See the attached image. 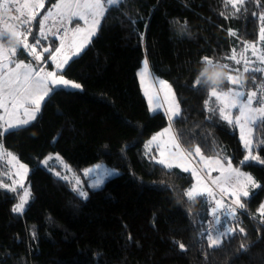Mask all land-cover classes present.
<instances>
[{
	"label": "trees",
	"instance_id": "trees-1",
	"mask_svg": "<svg viewBox=\"0 0 264 264\" xmlns=\"http://www.w3.org/2000/svg\"><path fill=\"white\" fill-rule=\"evenodd\" d=\"M239 7L236 12L225 0H124L102 19L87 48L63 69L82 89L58 92L33 122L0 134V181L13 182L9 151L28 165L31 178L51 153H59L76 173L100 162L119 173L89 188L85 199L71 181L50 172L48 205L39 219L29 217L31 202L22 213L13 211L23 187L0 188V264H264V215L259 211L264 165H241L247 152L237 125L206 111L208 87L194 88L202 57L242 68L226 59L233 48L238 56L244 54V41L264 49L259 40L264 0H246ZM41 18L33 22L32 42ZM59 37L48 36L43 46H59ZM18 58L28 61L30 55L21 50ZM145 59L174 89L180 117L171 122L183 148L194 152L198 146L204 155L230 160L261 186L242 198L244 208H236L235 219L228 218L233 234L217 249L200 239V232L215 227L210 213L215 203L210 198L206 206L199 198L189 201L191 172L176 168L169 174L152 159L158 151L147 142L170 120L163 110L150 111L138 78ZM254 75L255 83L247 73L240 76L245 90L264 85V73ZM220 87L227 90L229 84ZM211 106H216L214 98ZM262 138L264 124L254 131L264 159Z\"/></svg>",
	"mask_w": 264,
	"mask_h": 264
},
{
	"label": "snow or ice",
	"instance_id": "snow-or-ice-1",
	"mask_svg": "<svg viewBox=\"0 0 264 264\" xmlns=\"http://www.w3.org/2000/svg\"><path fill=\"white\" fill-rule=\"evenodd\" d=\"M123 2L124 0H58L39 20V35L33 37L34 43H29V36L33 32V22L37 20V16L39 15L38 10L44 9L45 0H0V109H3L5 113V115H0V122L6 125V127L0 125V134H12L18 128L30 123L29 119L18 118V113L21 109L25 117L34 120L36 114L40 111L42 103L47 102L53 95L61 91L67 94H74L76 91L82 89L81 84L65 78L63 72L64 66L74 56L79 55L80 50L84 47V43L95 34L97 27L101 24L102 18H106L110 11ZM245 2L246 0H225V5H231L236 12H239V6L244 5ZM9 13L15 14L10 15ZM53 17L59 19L63 27V36L59 37L61 41L60 45L54 48L51 45L43 47V52H38L37 47L42 46V40L48 39V33L56 37L60 32L59 28L56 32H51L50 28H46L47 21ZM259 19L264 22V14H261ZM73 20L77 22L83 21L87 27L77 26L72 31L73 42L68 45V48H75L76 52L70 56L66 52L65 38L70 31L67 25H71ZM9 29H18L15 36L17 43L12 47L5 46L12 38V32ZM229 35L235 36L236 33L229 30ZM77 37H79V42H76ZM259 40L264 42V23H262L259 30ZM52 43L54 44V41ZM243 44L245 52L251 48L252 55L257 56L258 60L264 64V50L260 51V54L257 55V48L254 42L244 41ZM21 50L32 57V62L25 63L24 61L13 59ZM43 53H47L48 55L44 56ZM231 53L226 59L234 62V65H242V68H234L228 63L223 64L224 68L228 69L224 81L229 84V87L227 90H224L220 86L208 88L209 97L204 102L205 108L212 115L218 113L219 117L228 124L235 123L239 126L241 132L240 138L247 151L241 162L242 166L249 161H257L264 165V159L258 154L257 146L251 138L253 129L264 124V85L260 87L261 94L258 95L257 91H245L244 81L239 78L247 73L251 76L252 82L255 83L254 73L264 72V68L249 67L248 65L252 62L243 53H240L238 56L235 48L231 50ZM48 60L55 64L56 71L45 70L43 64ZM200 62L204 66H214L219 63V61H214L211 57H202ZM10 65H14V67ZM146 73H148L147 61L144 62L143 70L139 73L142 82ZM233 73H236V75ZM157 82L160 85V91L164 93L165 102L169 105L165 110V114L168 115L171 122L175 118L180 117L179 104L175 99L172 86L167 81L159 80ZM201 85L200 80L196 79L194 81V88H197V90ZM145 95L149 99L150 111H157L163 107L158 102L155 107H152L153 102L159 100L158 96H149L147 91H145ZM213 98L215 99L216 106H211ZM232 110H236L237 114L235 116H233ZM14 120L16 121L15 123L13 122ZM169 131L170 129L166 128L164 133L158 134V136L164 135ZM158 136H154L149 145L156 141ZM168 143L171 144L174 153L169 155L165 146L159 151V158L154 156L152 159L157 165L161 166L162 171L166 170L169 174L176 168L181 169L185 173L191 172V175L196 178L197 182L185 193L189 201L195 202L199 198L202 206L208 204L209 198L215 202V206L210 209L215 227L200 232V239L202 241L206 238L208 246L217 249L224 239L231 238L233 234V229L230 227L228 218L235 219L236 208H232L230 211L224 208L222 202L215 199L212 189L202 182L198 171L190 167L189 158L193 155L200 156L201 160L204 159L198 146L195 148L194 153L191 151L185 152L181 150V145L175 135L170 138ZM258 143L264 145V138ZM254 151L257 154H253ZM6 155L12 161H17V157L11 153H7ZM49 159H53V157H49ZM55 159L59 160L60 157L56 156ZM44 163L46 164L47 160ZM210 164L211 161L206 162L205 168H208ZM215 164L219 166L220 171H225L219 159L215 160ZM19 168L23 169L24 173L28 171L27 167L23 164H19ZM212 170L217 169L213 168ZM226 170L229 172V175L234 174L238 178V183L232 192V196L235 198V205L239 208H244L241 198H248L250 196L248 187L257 188L261 186L255 182L250 174L234 168L230 160L227 161ZM92 171L93 169L86 170L85 175H89ZM17 174L20 175V173ZM114 174V170L107 169L102 173V175L106 176ZM56 175L59 177L60 173H56ZM241 177H243V182L239 181ZM74 179L76 185L79 186V179ZM101 182V179L97 178L92 187H98ZM217 182V179L212 180L213 184ZM13 184H16L15 180ZM8 187L7 184L0 183V188ZM154 187L162 188L164 185H154ZM11 190L15 191L16 188L12 187ZM73 190L76 191L79 197L87 198V193L81 188L77 187ZM29 195L28 191L24 192V197L21 198L20 204L13 208L14 212L22 213L25 210L26 198ZM221 209H224L222 213H220ZM259 211L264 215V204L261 205ZM221 214L225 217V220H221ZM240 231L243 232L244 230L241 228ZM179 247L182 250L185 248L183 244H180Z\"/></svg>",
	"mask_w": 264,
	"mask_h": 264
},
{
	"label": "rangeland",
	"instance_id": "rangeland-1",
	"mask_svg": "<svg viewBox=\"0 0 264 264\" xmlns=\"http://www.w3.org/2000/svg\"><path fill=\"white\" fill-rule=\"evenodd\" d=\"M49 1L50 0H45L44 9L38 10L39 11V15H42V17L46 14L47 10L50 9L52 7V5L55 4L54 1L58 2V0H54L53 2H51V5H50V4H48ZM101 22H102V20H101ZM60 25H61V22L59 21V19L53 17L52 19H49L47 21L46 28H50L51 32H56ZM77 26H79V27H87L86 25H84L83 21H79L74 26L70 27V31H69L67 40H65L66 52L70 56L73 55V53L76 52L75 48H68V45H70L73 42L72 31ZM99 26L97 27V30H96L95 34L92 35L88 39V41L84 43V47L80 50L79 54H81V52H83L87 48V46L90 44L91 40L93 39V37L98 32ZM11 30L14 31V32L18 31L17 29H11ZM48 36L49 37H54L53 35H51V33H48ZM30 37H31V35L29 36V43H34V42L30 41ZM76 42H79V37L76 38ZM13 45H15V44H13ZM41 45L42 46H38L37 47V51L38 52H43V48L40 49V47H45V46H43V42L42 41H41ZM5 46L6 47H12L11 45H8V46L5 45ZM46 47H48V46H46ZM256 48H257V55L260 54V51L264 50L263 47L261 45H258V44H256ZM18 54H19V52L17 53V55L15 57H13V59H15L16 61H24L25 63L32 62V57L31 56H30V59L28 61H26L24 59H19L18 58ZM43 54H44V56L48 55L47 53H43ZM244 54H245V57L249 61L252 62V63H250L252 65V67L264 68V64H262L258 60L257 56H253L252 55L251 48H249L246 52L244 51ZM74 57H76V56H74ZM145 61H147V59H145L143 61L142 66L138 70V78H139V81H140V85H141L142 91H143L144 94H145V91H147L149 96H153V97L158 96L159 100L158 101H154L152 107H155L156 103L158 102V103L163 105V107H161L159 110L165 111L168 108L169 105H168L167 102H165L164 93L160 91V85H159V83L157 81H159V80L167 81L168 84H170V82L168 80H166L165 78L156 76L153 73L148 61H147L148 73L145 74V76L143 78V82H142L139 73L143 70ZM10 66L14 67V65H10ZM65 66H64V68H65ZM43 67L45 68L46 71H56L55 64L52 63L50 60H48L46 63H44ZM65 78L69 79L66 76H65ZM69 80H71L73 82H76V83H79V82H77L75 80H72V79H69ZM172 90L174 92L173 87H172ZM245 91H248V90H245ZM250 91H257L258 95L261 94L260 93V88L259 89H252V90H249L248 92H250ZM174 94H175V92H174ZM146 98H147L148 103H149L148 96H146ZM175 99H176V95H175ZM176 101H177V99H176ZM42 106H43V103L41 105L40 111L36 114V118L38 117L39 113L41 112ZM232 114H233V116H235L237 114L236 110H232ZM0 115H5L3 109H0ZM18 118L19 119H29L30 123L33 122L36 119L35 118L34 120H32L29 117H25L22 109L18 113ZM13 122L15 123L16 121L14 120ZM0 125H3V122H0ZM3 126L6 127V125H3ZM237 127H238V131H239V136L241 137L240 128H239L238 125H237ZM254 131H255V129H253V133H252V137H251L253 139V142H254ZM169 140H170L169 138L165 139V141L163 143V147L166 146L167 147V153L169 155H172L174 153V149L172 148L171 144L168 143ZM1 148L2 147L0 146V149ZM8 153H11L13 156L17 157V161H12L11 158L7 156L8 160H9L10 177L13 179V181L14 180L16 181L15 185L13 184V182H12L11 185L7 184L9 186L8 188L15 187L18 190H19V187H23L24 188V189H22L19 192V202H18L19 204L21 202V198L24 197V192L28 191L30 193V195L26 198L25 210H26V207H27V203L31 202L32 208H31V211L29 213L30 214L29 217L30 218L36 217L34 219H39L41 212L48 205V194H47V191H48V183H47L48 182V177L47 176L49 175L50 172H52L54 175H56V173H60L59 177H62V178L66 177L67 180L72 182L73 188H77V187L81 188L83 191H85L87 193V196H88V189L92 188V185L94 184V182H95V180L97 178L101 179V181H102L101 184L98 186V187H100L106 182L107 179H109V178H111V177H113V176H115V175H117L119 173V170L117 168L112 167V166H110V165H108V164H106L104 162H100V163H96V164L90 165V166L84 168L81 172L76 173L66 163L64 158L59 153H51L46 158H44V160L40 164L39 168L36 170L35 175H33L34 177L31 178L30 177V172L31 171H30V168L28 167V165L23 163L19 159V156L16 153L11 152V151H9ZM253 154H255V152H253ZM202 155H203V158H204L203 160H201L200 156L193 155L191 157V159H193V162H192V160H190V167L191 168H195L198 171L200 179L202 180V182L204 184L207 185V187L212 189L216 200H220L223 205L225 204L224 202H226V205H224V208L228 209L229 211L232 208H237L238 206L235 205V203H234V199L235 198L232 196V192L235 190V186L238 183V178L234 174L233 175H229V172L226 170L227 169V162L226 161L222 160L219 157L207 156V155H204L203 153H202ZM56 156H59L60 159L59 160L55 159ZM49 157H53V159H49ZM217 159H219L221 161V164L224 166L225 171L222 172V171L219 170V166H217L215 164V160H217ZM46 160H47V163L45 164L44 162ZM209 161H211L210 166L208 168H205V163L209 162ZM19 164H23V165H25L27 167V169H28L27 173H24V170L19 168ZM231 164H232V166L234 168H238L240 171H242V172H244L246 174H250L254 178L255 182L258 184L257 180L255 179V177L252 175L251 172H248V171L244 170L243 168L233 164L232 162H231ZM213 168H215L217 170H212ZM88 169H93V171L89 175H85V172ZM105 169L114 170L115 174L112 175V176L102 175V173L104 172ZM17 173H20V175H18ZM4 175H7V173H5ZM74 178H78L79 179V181H80L79 186L76 185ZM193 178H194V183L193 184H195L197 182V180H196L195 177H193ZM213 179H217L218 182L216 184H213L212 183ZM239 181L243 182V177L239 178ZM0 183L5 184V181L2 180V181H0ZM98 187H93V188H98ZM252 189L253 188L251 186L248 187L250 195H251ZM31 197H33L32 201L30 200ZM242 198H241V202H242ZM211 201H213V200H211ZM222 211H224V209H221L220 213Z\"/></svg>",
	"mask_w": 264,
	"mask_h": 264
},
{
	"label": "clouds",
	"instance_id": "clouds-1",
	"mask_svg": "<svg viewBox=\"0 0 264 264\" xmlns=\"http://www.w3.org/2000/svg\"><path fill=\"white\" fill-rule=\"evenodd\" d=\"M12 32V38L9 40V43L16 44L17 41L15 39L16 32L9 29ZM226 76L225 68L223 64L217 63L213 65H205L199 71L198 76L196 79L200 80L203 85L208 88L211 87H219L224 83V79ZM241 78H243L241 76Z\"/></svg>",
	"mask_w": 264,
	"mask_h": 264
},
{
	"label": "crops",
	"instance_id": "crops-1",
	"mask_svg": "<svg viewBox=\"0 0 264 264\" xmlns=\"http://www.w3.org/2000/svg\"><path fill=\"white\" fill-rule=\"evenodd\" d=\"M51 2H53V0H50L48 4L51 5ZM54 3H57V1H54ZM9 14H10V15H14L15 13H9ZM73 23L76 24L77 21H76V20H73ZM61 26H62V25H60L59 28H60ZM69 26L71 27V25H69ZM69 29H70V28H69ZM17 30H18V29H17ZM67 37H68V36H67ZM67 37L65 38V40H67ZM166 128H169L170 131H169L168 133H165L164 135L158 136V134L164 133V130H165ZM173 135H175V137L178 139V137H177V135H176V133H175V131H174V128H173L172 122H170V123L168 124V126H166V127L163 128L162 130H160L159 132H157L156 134H154V135L148 140V142H147V143H148V147H149L150 149H152V148H156V149H157V151H158L157 158H159V151L161 150V148H163V143H164L165 139H167V138L170 139L171 137H173ZM154 136H158V139H157L156 141L152 142V143L149 145V142L152 141V138H153ZM178 141H179V140H178ZM179 143H180V142H179ZM180 145H181V143H180ZM181 150H183V151H185V152H188V151H186V150L183 148L182 145H181ZM189 160H192V162H193V159H191V157L189 158ZM194 164H195V163H194ZM224 203H225L224 205H226V202H224Z\"/></svg>",
	"mask_w": 264,
	"mask_h": 264
},
{
	"label": "built area",
	"instance_id": "built-area-1",
	"mask_svg": "<svg viewBox=\"0 0 264 264\" xmlns=\"http://www.w3.org/2000/svg\"><path fill=\"white\" fill-rule=\"evenodd\" d=\"M67 27L69 28V25H67ZM60 32H59V34H58V36H63V27L61 26L60 28Z\"/></svg>",
	"mask_w": 264,
	"mask_h": 264
}]
</instances>
